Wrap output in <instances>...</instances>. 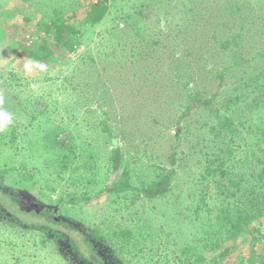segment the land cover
Here are the masks:
<instances>
[{
  "label": "trees",
  "instance_id": "16d2710c",
  "mask_svg": "<svg viewBox=\"0 0 264 264\" xmlns=\"http://www.w3.org/2000/svg\"><path fill=\"white\" fill-rule=\"evenodd\" d=\"M12 1L21 6L29 2L39 11L38 5L46 8L52 0ZM124 2L127 7H123ZM48 10L49 14L45 15L49 21L41 25L42 37L22 49L25 59L30 62L53 59L60 48L69 50L74 44L81 45L97 26L113 18L114 25L97 34L94 46L89 47L83 59L87 55L91 72L96 59L122 60L129 64L130 73L121 78L117 75L120 81L117 86L113 81L117 91L115 97L108 93L107 97L112 104L120 105L116 111L130 121L129 127L140 125L144 119L153 133H161L163 139L165 131L174 128V134L167 142L168 152L161 155L169 168L162 166V159L158 164L150 165L138 158L133 165L143 167L148 176L139 177L138 184L133 182V172L136 175L138 170L131 167L129 140L130 136L136 137L146 146L143 125L134 133L122 131V141L128 146L121 147L107 119L92 124L91 109H84L83 104L74 107L66 102L61 112L57 101L23 95L20 91L10 96L7 92L1 93L0 112L8 113L12 122L5 131H0V154L4 149L13 150L16 155L30 152L33 159L41 160V154L31 152L32 144L27 151L15 144L31 137L30 143L38 151L54 154L46 158V168L54 171L58 179L74 170L69 180L76 182L75 175L79 173L76 184L72 185L83 191L68 194L69 201L76 205L77 199L81 202L90 200L91 193L95 192L94 198L98 201L95 207L104 216L97 215L89 222L79 217V223L71 222L69 229H79L81 233L75 237L67 228L66 231L59 228L68 227L67 219L59 216L60 220H55V212H58L55 207L42 206L40 210L38 201L31 202L28 207L16 199L11 188L0 187V193L15 205L14 210H8L0 201V225H27L47 239L69 244L83 264H105L100 252L110 264H125L122 257L125 252L133 257L147 255L152 258L161 248L159 243L157 248L148 245L149 236L143 230H155L150 224H154L159 204L170 199L167 203L171 208L174 199L173 203L184 207L178 213L183 218L182 224L177 226H183L185 231L188 229L198 240V245L193 244L185 234L184 240L189 242L185 246L176 243L185 255L184 260L187 259L178 257L177 264H225L239 241L244 240L249 246L264 243V67L251 71L253 62L264 60V49L259 47L257 57H253V53L251 56L250 50L241 53L242 44L249 35L264 41V0H93L78 26L77 19L71 18L65 10ZM215 20H220L224 32L231 34L228 37L224 33L222 37L212 35L210 39L218 44L216 53H230L234 57L232 63L229 59L221 63L215 61L220 66L216 71L219 83L216 91L209 95L198 87L199 74L186 64L187 56L183 55L186 41L170 30L171 25L179 28L189 22L192 38L196 39L210 33L209 25ZM78 32L80 34L75 37ZM180 33L186 34L187 30ZM193 43L196 44L194 40ZM93 53L97 58L92 56ZM169 67L173 70V80L165 76ZM102 70L105 71V67ZM151 72L154 75L150 76ZM234 73L235 87L227 88V78ZM159 76L162 82L157 78ZM166 78L173 89L169 93L163 89L168 86ZM174 86H179L180 91H174ZM85 89L87 103H96L94 110L107 116L100 103L105 101L106 92L95 88L96 97L91 98L90 86ZM143 91L155 93L156 102L150 111H141L134 100L143 96ZM195 115H199L201 121H193ZM163 127H166L165 131ZM64 133L66 135L61 138ZM187 134L196 140L186 139ZM184 148L188 152L183 151ZM185 153L196 162L191 164L183 180L175 166L178 157ZM143 157L151 158L145 151ZM154 172L156 176L152 175ZM110 176H114L113 182L96 189ZM0 177L4 182V175ZM168 204L164 207L169 208ZM32 206L39 207V212ZM23 214L38 217L41 224L26 223L21 217ZM219 248H224L223 252L215 255ZM258 258L260 264H264V254Z\"/></svg>",
  "mask_w": 264,
  "mask_h": 264
},
{
  "label": "rangeland",
  "instance_id": "374dc122",
  "mask_svg": "<svg viewBox=\"0 0 264 264\" xmlns=\"http://www.w3.org/2000/svg\"><path fill=\"white\" fill-rule=\"evenodd\" d=\"M11 1L12 0H0V94L7 92V95L10 96L11 93L14 94L20 91L23 95L43 97L45 100L57 101L58 110L61 112H63L64 106L67 103H70L71 106L74 105V107H76L77 104H83V106H85L84 109L86 107L91 109V115L89 117L92 124L93 122L98 124L107 119V123L119 140L121 147L128 146L122 141V131L134 133V131L136 132L138 128L143 125L142 131L145 132V140H147L146 146L136 137L130 136L129 143L132 147V150H130L132 151L131 167H135L133 163H136L138 158L144 161L143 163L148 162L150 165H154V163L158 164L162 159L161 155L168 152L169 145L167 142L173 136L174 128L170 127L171 130L166 132V127H163L166 133V137L163 139L161 133H156L157 135L153 133L151 126L147 124L144 119H141L140 125L134 124L133 127H129L130 121L124 116L121 117L120 113L116 111V108L120 105L118 103L112 104L109 97H107V93L115 97V92L117 91L115 90L114 84L117 86L118 82H120L117 75H119L120 78L123 75L126 77V75L130 73L129 64L122 60L113 61L107 59L104 61L96 59L95 68H93L91 72L88 69L89 62L87 60V55L83 59V55L88 51L89 47L91 48L94 46L97 34L114 25L115 20L109 18L104 24L97 26L95 32L84 39L81 45L74 44L69 47V50L60 48L57 51L58 53H56V57L53 59L30 62L25 59L22 49L24 47H30L32 43L39 41L42 37L41 25L49 21L45 15V13L49 14V8L65 10L71 18L77 19L75 21L77 22L76 26H78L79 23L83 22L88 6L91 5L93 0H52L47 6L49 8H43L38 5L39 11L35 10L29 2L21 6L12 1L13 4L8 7ZM126 3H123V7H127ZM218 21L219 24L217 23ZM218 21L215 20L209 25V30H211L210 33L198 36L196 38L197 40L192 38L189 22H184L185 24L179 26V28L171 25L172 30H170L171 33H179L182 39L186 41L187 46H185V51H183L184 57L187 56L186 64L190 66V70H194L199 74L197 78L199 83L198 87L203 91L206 90L209 95L216 91L219 83L216 71L220 66L217 65V62L221 63L229 59L228 62L232 63V57H234V54L230 53L223 55L216 53L218 51V44L212 42L210 39L212 35L221 37L223 33L227 37L231 35L230 33L228 34V32H224L225 28L220 26L221 22L220 20ZM186 30V34L180 33V31L184 32ZM79 34L80 32H78L75 37ZM193 40L196 44L193 43ZM242 47L243 51L241 53H249L248 50H250L251 56L253 53V57H257L259 56V47L264 49V41H261L256 36L249 35L243 42ZM183 55L182 58H184ZM92 56L96 57L94 53ZM259 60V62L255 61L251 64V71L264 67V60ZM215 61H217L216 64ZM103 67H105L107 71L102 70ZM151 75L154 74L151 72L150 76ZM165 76H169L172 80L175 79L172 67L166 70ZM157 78L162 82L161 76ZM166 83L168 86H163V89L167 90L168 93L173 91L169 86L170 83L168 78H166ZM85 86H90L91 98L96 97V95H94L95 88L102 92H106L105 101H101L100 103L103 105V109L107 111V116L100 110H94L97 105L96 103H87L86 99L88 94L85 92ZM226 86L230 89L235 87V73L227 78ZM136 88L137 87H135V89ZM142 88L143 86L140 89V94ZM177 89H179V86H174V91ZM121 90L120 88L119 91ZM143 93V96L140 95L137 98L135 97L136 99L134 98V100L139 105L138 108L141 111H150L156 102L154 99L155 93L151 91H143ZM4 100L7 101L8 99ZM165 118H169V116L165 115ZM192 120L201 121V118L199 115H195ZM76 130H78V128H76ZM160 130L162 131V129ZM65 135L66 133H64L61 138H64ZM135 135L137 134H134V136ZM185 137L188 140L192 138V142L196 140L192 135L189 136V134H187V136L185 135ZM30 138L28 137L24 140H20L15 144L25 151L30 149L32 144L34 147L31 152L36 151L37 154H41V160L33 159L30 152L16 155L13 150H2L0 154V175H4L5 180L4 182L0 181V187L11 188L12 192L16 193V199L20 202L24 203L25 200L38 201L46 206L55 207L58 210L56 213L57 217L60 216L74 223H79V217L88 222L94 221L97 215L103 217L104 214H100L98 208L95 207L98 202L97 199L94 198L96 195L95 192L91 193L92 198L90 200L81 202L80 199H77L78 203L76 205L69 201L67 198L68 194L83 191L82 188L72 185L76 184L79 173L77 172L75 175L76 182L69 180L71 178V172L74 170H69L61 179H58L54 171L46 168V158L49 159V156H53L54 154L46 155L45 153H41V149L38 151L36 146L30 143ZM84 139L86 138L84 137ZM137 146L139 148H137ZM143 151L147 152L148 156L151 158L144 159ZM183 151L188 152L187 148H184ZM186 154L187 153L183 156H186ZM189 155L186 157L180 155L178 157V164L175 166L180 178L183 180L186 179L191 164L196 162L192 157L188 158ZM36 162L38 163L36 164ZM185 165L187 166L186 168ZM38 166L42 169L36 168ZM162 166L169 168V164L163 159ZM182 166H184V169ZM135 169L138 170V173L135 175L133 172L134 178L132 180L135 184H138V178L143 175L148 176V171L146 172L143 167H135ZM39 170L42 173H39ZM137 174H139V176H137ZM152 175L156 176V172L152 173ZM113 180L114 176H110L108 180L104 181L105 184L101 186L98 185L96 189L109 185ZM0 201L8 210H14V203L5 194L0 193ZM169 201L167 202L170 203ZM172 201L174 202V199H172ZM150 202L151 201L148 203ZM167 202L165 204H168ZM173 202L171 208L169 206L170 204H168L169 208L164 207L165 204H159L161 206L158 207L159 211H157L158 215L156 214L154 224H150L155 230L150 232L146 231V229L143 230L144 233L147 232L149 236L146 243L148 245H154L155 248L160 244L161 248L153 253L151 256L152 258H149L147 255L144 257H133L130 253L125 252L122 256L125 259V264H177V262H179L178 257H181L182 260L185 259V255L181 253L180 245L183 246L189 241L198 245V240H196V236H194L192 232L188 231V229L186 231L182 230L183 226H177V224H182L183 218L178 215V213L180 209L182 210L184 207L182 208L178 206L179 204L177 205V202ZM21 217L26 223L36 222L41 224L40 219L36 216L23 214ZM59 228L63 230L67 228L70 234L72 233L73 236L75 234L69 227L61 226ZM185 234L189 238V241L184 240ZM177 242H179L180 245L176 244ZM238 245L239 246L232 248L233 250H231L227 259L224 261L225 264H260L258 256L262 253L264 254V243L249 246L248 243L241 240ZM61 248L62 246L59 242L47 239L44 234L30 229L27 225L25 227L0 225V264H69L59 253ZM223 250L224 248L217 249L215 255L222 253Z\"/></svg>",
  "mask_w": 264,
  "mask_h": 264
},
{
  "label": "flooded vegetation",
  "instance_id": "af4514ba",
  "mask_svg": "<svg viewBox=\"0 0 264 264\" xmlns=\"http://www.w3.org/2000/svg\"><path fill=\"white\" fill-rule=\"evenodd\" d=\"M31 202H34V201H30L29 203L28 202H24V203H26L27 204V206L28 207H30L31 206ZM40 203V202H39ZM40 210H41V208H42V206H46V205H44V204H42V203H40ZM37 212H39V207L38 208H36V207H34V206H32ZM31 207V208H32ZM32 208V209H33ZM54 219L55 220H60L59 219V217H57L56 216V212H55V215H54ZM64 219V218H63ZM65 220V219H64ZM70 223H71V221H69V220H67V225H68V227L70 226ZM21 227H25V226H21ZM76 227V226H75ZM70 228V227H69ZM71 230L72 231H74L75 232V234H74V236L75 237H78V236H80L81 235V233L79 232L80 230L79 229H72L71 228ZM63 248H61L60 249V254L62 255V257L64 258V259H68V261H70V262H68L67 260V262L68 263H71V264H83V263H81V261H79V258H77V256L75 255V253L73 252V250H72V248L70 249V246H69V244H64L62 241L59 243ZM99 255H100V257L101 258H103V260H104V263L105 264H110V262L107 260V258H106V256L103 254V253H99ZM91 264H93V263H91Z\"/></svg>",
  "mask_w": 264,
  "mask_h": 264
},
{
  "label": "clouds",
  "instance_id": "9594fccd",
  "mask_svg": "<svg viewBox=\"0 0 264 264\" xmlns=\"http://www.w3.org/2000/svg\"><path fill=\"white\" fill-rule=\"evenodd\" d=\"M12 122V117L6 112H0V131H5Z\"/></svg>",
  "mask_w": 264,
  "mask_h": 264
}]
</instances>
